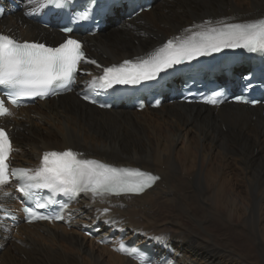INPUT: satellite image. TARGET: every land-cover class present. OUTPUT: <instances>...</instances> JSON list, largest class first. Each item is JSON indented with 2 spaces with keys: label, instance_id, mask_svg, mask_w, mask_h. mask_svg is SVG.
<instances>
[{
  "label": "bare ground",
  "instance_id": "obj_1",
  "mask_svg": "<svg viewBox=\"0 0 264 264\" xmlns=\"http://www.w3.org/2000/svg\"><path fill=\"white\" fill-rule=\"evenodd\" d=\"M14 2L19 9L4 4L1 33L18 42L52 45L65 38L53 24L45 28L25 17L42 0ZM262 18L264 0H157L147 14L130 20L116 16L92 37L74 35L103 65L119 64L146 57L168 38L186 37L185 29L199 31L192 26L204 21ZM92 78L79 77L69 94L11 109L1 119L4 127H12L11 164L34 171L43 152L72 149L83 159L143 169L160 179L139 197L81 194L58 224L14 227L0 219V264H137L117 252L136 233L137 245L147 236L164 240L173 249L172 264H264L262 109L174 100L141 111L122 105L102 110L78 96L81 83ZM0 205L19 209L13 184L0 189ZM154 249L158 257L166 256Z\"/></svg>",
  "mask_w": 264,
  "mask_h": 264
},
{
  "label": "snow or ice",
  "instance_id": "obj_2",
  "mask_svg": "<svg viewBox=\"0 0 264 264\" xmlns=\"http://www.w3.org/2000/svg\"><path fill=\"white\" fill-rule=\"evenodd\" d=\"M33 2L34 0H29L30 4ZM70 3L71 0H46L44 6L62 10ZM92 4L98 6V0H89L84 10L78 13V20L87 21L91 18ZM192 27L200 30L185 29L189 35L169 39L146 57L137 58L136 61L125 60L118 66L103 67L102 75L90 81V87L95 90L110 89L114 85H138L143 81L157 79L161 73L177 65L224 49L264 51V19L246 23L204 21ZM61 30L65 33L73 31L67 26ZM81 62L100 67L95 60H86L82 42L77 39L69 37L59 46L49 47L37 42H18L9 35L0 34V86L14 90L8 93L13 104L18 97H45L55 94L58 87L67 88L75 82L77 73L81 71ZM219 95L220 93L214 92L205 102L216 105L219 103ZM88 98L85 96V99ZM235 99L244 101L242 96ZM7 114L9 109L5 106V101L0 99V116ZM12 150L8 133L0 128V185L7 184L10 177L22 178L24 182L18 184L17 190L27 199L33 197L32 189H48L53 195L63 193L68 197L82 192L91 193L94 197L141 194L160 179L140 169L117 168L97 160L80 158L82 154L71 149L45 152L40 166L34 171L10 170L8 161ZM50 203L51 200L43 203L37 200L24 211L31 220H51L53 217L37 211L46 208ZM119 250L134 256L140 264H150L148 258L138 249L128 248L122 243Z\"/></svg>",
  "mask_w": 264,
  "mask_h": 264
},
{
  "label": "rangeland",
  "instance_id": "obj_3",
  "mask_svg": "<svg viewBox=\"0 0 264 264\" xmlns=\"http://www.w3.org/2000/svg\"><path fill=\"white\" fill-rule=\"evenodd\" d=\"M226 2H227V0H226ZM33 10H35V9H33ZM30 10H27L26 11V13L27 12H29ZM147 14V13H146ZM112 25H109V29H111L112 27H111ZM105 34H107V33H105ZM132 59V58H131ZM105 65H107V64H105ZM110 65V64H109ZM77 87H79V85H77ZM206 118V117H205ZM44 123V122H43ZM143 170V169H142ZM187 177H189V174H187ZM206 193L208 194L209 192L208 191H206Z\"/></svg>",
  "mask_w": 264,
  "mask_h": 264
}]
</instances>
